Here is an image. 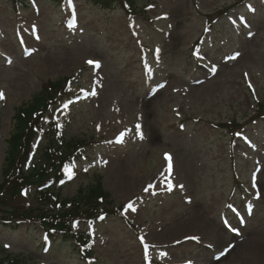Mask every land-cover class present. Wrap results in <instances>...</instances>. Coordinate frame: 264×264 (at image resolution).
<instances>
[{
    "label": "rangeland",
    "instance_id": "rangeland-1",
    "mask_svg": "<svg viewBox=\"0 0 264 264\" xmlns=\"http://www.w3.org/2000/svg\"><path fill=\"white\" fill-rule=\"evenodd\" d=\"M127 1L130 13L119 2L0 0V179L15 110L45 83L79 74L60 114L64 137L87 142L85 156L49 188L68 199L100 176L113 206L135 209L96 221L87 260L73 238L47 245L38 225L0 222V258L264 264V0ZM46 142L33 141L28 165ZM36 189L6 208L40 205Z\"/></svg>",
    "mask_w": 264,
    "mask_h": 264
},
{
    "label": "trees",
    "instance_id": "trees-1",
    "mask_svg": "<svg viewBox=\"0 0 264 264\" xmlns=\"http://www.w3.org/2000/svg\"><path fill=\"white\" fill-rule=\"evenodd\" d=\"M89 1L105 9H114L116 2H119L127 10V0ZM130 8L132 7L128 6L129 11ZM72 79L73 76L64 81L45 83L29 103L15 110L13 130L6 141L1 165L0 222L5 225H16L19 221L39 224L47 232L46 241H53L55 232L60 231L64 239L73 238L75 244L88 248L87 233L71 231V221L97 219L102 214L119 215L123 205L113 207L100 176L68 199H60L59 194L49 188L68 174L67 162L70 159L85 156L87 142L75 137L66 139L65 118L58 115L63 100L70 95L69 85ZM259 108L264 109V102L259 104ZM229 123L233 126L236 124L235 120H230ZM38 137H45L47 142L40 149L37 161L28 165L32 153L31 144ZM33 185H39L35 196L41 201L40 205L34 207L29 202L11 203L6 208L7 201L23 197L24 189ZM0 264L24 263L21 258L16 257L0 258Z\"/></svg>",
    "mask_w": 264,
    "mask_h": 264
},
{
    "label": "snow or ice",
    "instance_id": "snow-or-ice-1",
    "mask_svg": "<svg viewBox=\"0 0 264 264\" xmlns=\"http://www.w3.org/2000/svg\"><path fill=\"white\" fill-rule=\"evenodd\" d=\"M72 2H73V0H67V3H68V5L71 7L72 6ZM33 3H35V0H33ZM157 51H159L158 49H157ZM234 58V57H233ZM89 63H92L91 61L89 62ZM98 63V62H97ZM214 70V69H213ZM162 86V85H161ZM3 98V93L2 92H0V99H2ZM139 125H137V134L140 136V138H143V136H142V133H140V131H139ZM124 135V133H122L121 134V137ZM118 142H122V140L120 139V138H118ZM182 187V186H181ZM169 190H171V188H169ZM128 207L129 208H132V210H135L134 209V207L131 205V203H129V205H128ZM141 242L143 243V238H141ZM5 247H7V245H5ZM147 248H148V245L147 244H145V258L147 259V256H148V253H147Z\"/></svg>",
    "mask_w": 264,
    "mask_h": 264
},
{
    "label": "bare ground",
    "instance_id": "bare-ground-1",
    "mask_svg": "<svg viewBox=\"0 0 264 264\" xmlns=\"http://www.w3.org/2000/svg\"><path fill=\"white\" fill-rule=\"evenodd\" d=\"M196 216V215H195ZM194 221H197L198 220V218H194L193 219ZM187 235H190V234H187ZM186 237V236H185ZM250 240H252V238L250 239ZM245 248V247H244Z\"/></svg>",
    "mask_w": 264,
    "mask_h": 264
}]
</instances>
